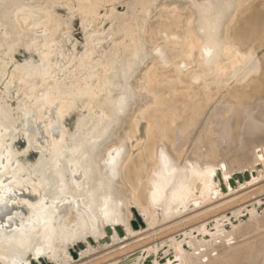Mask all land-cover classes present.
<instances>
[{
    "label": "bare ground",
    "instance_id": "bare-ground-1",
    "mask_svg": "<svg viewBox=\"0 0 264 264\" xmlns=\"http://www.w3.org/2000/svg\"><path fill=\"white\" fill-rule=\"evenodd\" d=\"M154 1L0 0V206L15 205L10 212L3 208L0 214V264H42L41 258L55 264L69 246L83 247L84 236L104 242L106 235L114 238L117 232L122 234L119 227L127 221L107 182L120 161L121 147L107 149L100 162L94 154L124 103L123 91L113 94L117 72L120 68L124 73L131 70L143 53L144 42L149 43L150 28L144 36L139 34L140 18ZM191 1H199L201 20L197 27L190 24L184 29L181 38L173 36L178 38L175 46L179 49L172 58L173 68L180 69L184 80L187 74L176 61L196 57L182 61L181 66L195 65L192 73L198 75L189 82L199 85L180 87L171 78L159 81L160 66L152 68L141 86L144 109L130 133V138H135L139 122L144 120L145 136L137 140L139 153L125 163L124 170L130 204L137 212L134 217L140 220V215L145 216L148 230L159 216L158 223L171 221L173 227L199 225L111 264H264V198L248 203L261 188L227 202H211L209 209L181 217L227 193L226 186L234 188L233 179L246 185L264 173V124L249 132L261 115L254 112L261 96L254 94L256 100L246 103L243 117V106H237L238 115L236 110L215 111L185 157L186 141L195 132L201 111L194 121L187 122L190 129L183 141L178 132L168 130L159 136L154 129L157 122L151 106L170 88L193 91L189 97L193 99L201 95L202 87L205 89L202 81L210 75L214 93L217 86L232 79L245 83L246 89L254 83L253 90L260 85L248 80L258 70L251 63L255 49L240 50L232 42L233 36L225 41L219 38L222 6L209 0ZM234 2L238 6L241 0ZM19 10L23 11L16 17ZM159 18L161 22L166 17ZM41 20L46 22L36 27ZM173 23L178 25L177 20ZM107 91L109 99L102 102ZM189 98H182L179 105ZM52 107L57 109L60 131L48 134L46 142L39 144L36 123L44 121L47 132L52 125L48 118ZM181 120L182 116L173 113L159 125L171 127ZM252 145L259 146L252 149ZM144 147L151 161L138 177L136 169ZM12 193L17 196L9 199ZM65 201L73 202L75 209L80 204L83 213H76L68 226L59 224L58 206ZM238 203L250 211L233 209ZM230 211L235 217L230 214L228 220H216ZM230 223L237 226L232 229ZM132 225H136L134 221ZM215 237L217 240L210 242ZM191 238L197 241L190 242ZM170 243L182 248L175 249ZM176 250L185 255L181 258Z\"/></svg>",
    "mask_w": 264,
    "mask_h": 264
},
{
    "label": "rangeland",
    "instance_id": "rangeland-1",
    "mask_svg": "<svg viewBox=\"0 0 264 264\" xmlns=\"http://www.w3.org/2000/svg\"><path fill=\"white\" fill-rule=\"evenodd\" d=\"M54 1L59 2L60 0ZM209 1L218 4L223 8V13L219 20V38L225 41L230 36H233L232 42L234 44H238L240 50H245L246 48L255 49L254 55L251 59V63L253 65H256L258 70L257 73L251 75L248 80L254 79L255 81H257L256 84L260 83V85L262 84L263 87L258 85V88L253 90L255 86L254 83L250 89H246L244 88L245 83L240 84L235 79H232L222 85L217 86L215 94L214 91H212L215 88V83L214 80L211 79L212 75H210L209 77H205L202 81L205 89L202 87L201 95L190 99L194 92L187 91L185 88L180 87L188 84L189 87L197 88L199 84L190 83V79L193 76V78L191 79L193 80L194 77L198 75V72L192 73V71L195 70V65L187 64L186 66H181V63L182 61L190 62L196 57L193 56L189 58V60H187L180 56L181 58L179 57L180 59L176 61V63L179 64V68H181V72L183 74H187L186 78L182 77L186 81L185 82L181 79L180 69L173 68L175 64L172 55L179 49V46H175V44L177 45L179 43L178 38H175L173 36L177 35V37L181 38L182 31H184V29H186L190 24L196 27L198 26L201 20V15L197 11L199 1L155 0L154 2H152L147 12L140 18L141 29L139 34L141 37L144 36L147 27L150 28L149 32L147 33L149 43L144 42L143 53L135 62L131 70L126 72V78H124L123 75L125 73L121 68L117 72L113 94L115 96L120 93V91H123L125 97L124 103L122 107L116 112L114 120L110 124L105 138L99 143L94 154L95 158L100 162L107 149H110L114 146L121 147L120 161L113 172L114 175H109L108 181L110 182L112 198L113 200L119 202L120 213L127 222H124L122 224V234L117 232L114 238H112V236L110 235H106V237L104 238V242L96 240L95 238H93V236H84V238L81 240V243L83 245L82 248H80L79 246L78 248L69 246L66 254L63 257L59 256L55 261V264H111L114 261H118L123 257L130 255L131 252L134 253L138 252L137 250H145L149 245H155L160 242H164L167 239L169 240L172 238V236L174 237L175 234L178 233L179 235V233L185 228L189 229L190 226L193 227L199 225L198 223H191L187 226L180 225L173 227L169 224V222L171 221L163 224L158 223L161 219V216H159L160 218H154V227H151L148 230L145 227L146 217L140 215V220L136 219L134 215L137 212L133 210L130 204L131 190L126 178L124 165L129 159L137 157L139 153V150L136 147L137 140L143 139L145 136L146 121L144 120L139 122V127L135 138H130V133L134 129L135 120L140 116V113L144 109L141 86L143 84V81L145 82L144 78L152 70L153 67L157 69L160 66V69H158L157 71L161 75L159 81H161L162 78H171L173 80H176L180 85V87L170 88L169 91L163 93L157 103L151 106V113L154 114L157 122L154 125L156 134H159L160 136L168 130L172 132H178L179 136L183 138V141L190 129V123L187 122L194 121L197 113L201 111V118L197 122L196 130L186 141L187 144L184 157L187 155V152L193 147L195 140L199 137V134L205 128L207 120L215 111L221 108H224V110H226L227 112L236 110V113L234 114L238 115L237 112L239 111H237V106H243L240 114V116L243 117L244 110L246 109V103L251 104L253 102L252 99L254 101L256 100V98L253 97L254 94H259L261 96L262 102L255 106L254 111L258 115H261L256 120L258 122L257 125L250 127L249 132L258 129L259 126L261 127V125L264 124V0H241L240 5L238 6L234 2V0ZM23 10H25L24 12H26V8H24ZM23 10H19L16 14V17H18L20 15L19 13ZM161 15L165 16L166 18H163L160 22L159 17ZM174 20H177V26L174 25ZM45 22V20H41V22L36 25V27H42ZM167 34L171 35H169L170 37H168V39L166 38ZM173 46H175V50L173 49ZM193 55L195 54L193 53ZM247 58L248 57L244 59L245 63L248 62ZM237 64L238 66H241L240 63ZM202 66L204 67V65ZM230 73H232V71L227 72V74ZM33 80L36 83L38 82V80ZM259 89L260 91H257ZM109 95L110 94L107 91L102 97L101 101H107V99H109ZM210 96H212L211 101L204 107V109H202L203 103L205 104V101L210 98ZM185 97L190 98L187 100L185 105L180 106L178 102ZM147 99H150V94H147ZM173 113H175L177 116H182V120L179 121L178 124L176 123L171 127L161 124L159 125L160 121L165 119L167 116L172 115ZM190 115H192V117L191 120L188 121V117ZM48 118L51 120L53 125L57 127L60 126L56 107H52L49 110ZM247 120H250V117L247 118ZM35 127L37 131V143H45L48 137V134L45 130V122L39 121L36 123ZM258 146L259 145H252V149H255ZM249 147H251V145ZM141 150L142 152L138 159V165L140 166V168L136 169V174H138V177L142 176L143 167L145 166V164L151 161L146 148H141ZM254 154L255 153L253 152V155ZM217 162H219V158H217ZM99 169L101 174L102 165H100ZM233 182L234 184H236L234 188L229 189L227 188V186L225 187V189H227V193H224V195H221V197H218L216 200L211 199L209 203L201 205L200 207H197L192 211H188L181 217L193 214L195 215L201 210L209 209V207H211L210 204L212 203H216L218 201H220V203L227 202L230 201L229 199L233 197V199H236L241 195H247L248 191L252 192V190L258 188H261L259 192L260 194L258 193L253 197V199H249V201L247 200L248 203L264 198V173H262L259 180L254 183L243 185L235 179H233ZM237 185L240 187H237ZM15 195L16 194L12 193L8 197L9 199L14 198ZM11 207L12 205H10V208ZM60 207H65L66 210L63 215H61L59 224H66L68 226L74 220V215L76 213H82V210L79 209V207L75 209L72 204H70V202L62 203L60 204ZM245 207L242 203H238L233 205L232 208L236 211L240 209H243V211H245ZM156 209L158 212L161 211V207H158ZM249 211L247 209L245 213ZM230 214H232V217H235L233 215L234 212L230 211L225 216L216 217V220H218V218L220 220H228L230 218ZM213 220H215V218L211 219V221ZM132 221H134L136 225H132ZM141 222L144 224V226L141 225ZM230 224L232 229L237 226L234 224L232 225V223ZM222 231L225 232L224 229H222ZM90 238L93 242H91ZM193 239L197 241L196 238ZM193 239L191 238L190 242ZM106 240H109L110 242L107 243ZM216 240L217 238L215 237L210 242ZM170 244L175 249L176 247H179L180 249L182 248V246H180V244L178 243ZM176 252L181 256V258L185 255L180 254L177 250ZM193 252H195L194 249ZM72 253L76 254L77 257L74 258L72 256ZM184 253L186 252L184 251Z\"/></svg>",
    "mask_w": 264,
    "mask_h": 264
},
{
    "label": "water",
    "instance_id": "water-1",
    "mask_svg": "<svg viewBox=\"0 0 264 264\" xmlns=\"http://www.w3.org/2000/svg\"><path fill=\"white\" fill-rule=\"evenodd\" d=\"M124 74V73H123ZM124 76V78H126L127 77V73L125 72V74L123 75ZM59 131H60V126L59 127H57V126H55V125H51V127L49 128V130L47 131V134H53V135H56V134H58L59 133ZM105 138V137H104ZM103 138V139H104ZM102 139V140H103ZM101 140V141H102ZM100 141V142H101ZM99 145V144H98ZM114 174H113V172H112V176H113ZM107 182H108V186H109V189H110V191H111V187H110V182L107 180ZM15 194V193H14ZM20 195H23V193H20ZM17 195H15V197H16ZM14 197V198H15ZM14 198H12V199H14ZM65 202H67V201H65ZM65 202H62V203H65ZM61 203V204H62ZM70 203H73V202H70ZM10 205H12V207L10 208ZM15 207V205L14 204H9V203H6L5 204V208L4 207H2V206H0V214L2 213V211H3V208L5 209V210H7V211H11V209L12 208H14ZM79 209H81L82 210V207H81V205L79 204ZM65 207H60V205L58 206V215H59V217H61V215L65 212ZM59 220H60V218H59ZM119 229L121 230V227H119ZM122 231V230H121ZM121 234V233H120ZM91 240V239H90ZM82 248V247H81ZM72 256L74 257V258H76L77 256H76V254H74V253H72ZM41 262H42V264H51V263H49V261H48V258H41ZM35 264V263H34ZM53 264V263H52Z\"/></svg>",
    "mask_w": 264,
    "mask_h": 264
}]
</instances>
